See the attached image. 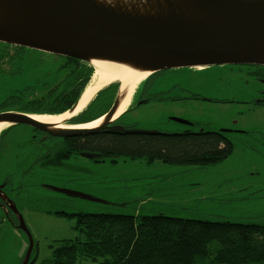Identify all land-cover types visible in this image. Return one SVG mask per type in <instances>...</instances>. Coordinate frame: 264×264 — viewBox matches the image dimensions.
Here are the masks:
<instances>
[{
  "label": "rangeland",
  "instance_id": "rangeland-1",
  "mask_svg": "<svg viewBox=\"0 0 264 264\" xmlns=\"http://www.w3.org/2000/svg\"><path fill=\"white\" fill-rule=\"evenodd\" d=\"M22 55L23 60L17 62V67L24 66L23 71L9 80H0V102L27 86V50ZM37 57V53L31 55L30 61H35L32 58ZM214 67L223 79L205 80V70H213L211 68ZM230 67L169 70L171 72L160 76L162 81L158 82L163 84L165 91L169 88L170 78L174 77L180 79L183 85L204 94H231L236 91V86L229 84ZM234 71L237 72V68ZM94 76L89 87L97 83ZM152 83L155 88L158 86L153 80ZM166 96L161 95V98ZM169 98L134 106L120 122L137 129L170 133L217 131L219 127L230 124V115L241 109L229 104L178 103ZM261 109L242 119L244 126L250 130H262L261 136L246 142L232 138L233 153L216 165L198 167L169 165L161 161L148 163L145 158L132 160L125 156L93 152H83L72 158L61 154L36 164L27 176V196L30 199L26 206V223L35 241L32 254L33 260H37L35 264L51 257V245L56 240L74 239L80 235L75 229L76 216H61L56 213L60 211L137 217L163 214L188 219L264 224V142L258 141L264 139V108ZM171 117L194 120L197 125L188 129L184 124L170 121ZM27 136L30 134L26 128L18 127L10 135L15 140L10 142L22 144ZM23 147L26 148L25 145ZM16 153L18 151L11 145L6 152L8 159ZM52 187L84 193L105 202L70 197ZM29 246L26 233L0 222V264H22ZM80 264L98 262L82 260Z\"/></svg>",
  "mask_w": 264,
  "mask_h": 264
},
{
  "label": "water",
  "instance_id": "water-1",
  "mask_svg": "<svg viewBox=\"0 0 264 264\" xmlns=\"http://www.w3.org/2000/svg\"><path fill=\"white\" fill-rule=\"evenodd\" d=\"M0 43L127 75L116 81L120 85L110 110L90 122L96 123L91 129L82 127L90 123L56 126L37 120L36 115L19 113L0 114V125L26 124L60 138L98 132L159 134L165 132L116 123L128 111L139 85L168 70L264 67V0H0ZM82 97L66 114L76 111ZM53 189L70 197L105 202L84 193ZM14 210L19 228L30 240L22 264H30L35 241L23 215L16 206Z\"/></svg>",
  "mask_w": 264,
  "mask_h": 264
},
{
  "label": "trees",
  "instance_id": "trees-1",
  "mask_svg": "<svg viewBox=\"0 0 264 264\" xmlns=\"http://www.w3.org/2000/svg\"><path fill=\"white\" fill-rule=\"evenodd\" d=\"M14 49L17 56H23L27 50V88L15 99L14 105L21 106L20 110L28 114H65L79 102L92 81L95 68L81 60ZM35 53L38 57L30 61ZM167 72L171 71L163 73ZM149 85L150 80L139 85L144 94L149 91ZM118 88L113 83L99 91L70 123H90L104 116ZM143 98L144 95L135 96L131 107ZM68 148L72 149L71 141L64 149L66 158L72 154ZM76 150L80 154L145 158L148 163L161 161L169 165L207 167L227 159L233 153L234 144L219 131L125 135L98 132L82 135ZM56 213L76 216L75 229L80 235L56 240L51 245V257L40 264H80L82 260L98 264H264V224L163 214L137 217L114 213ZM36 262L32 256L30 264Z\"/></svg>",
  "mask_w": 264,
  "mask_h": 264
},
{
  "label": "flooded vegetation",
  "instance_id": "flooded-vegetation-1",
  "mask_svg": "<svg viewBox=\"0 0 264 264\" xmlns=\"http://www.w3.org/2000/svg\"><path fill=\"white\" fill-rule=\"evenodd\" d=\"M0 45V80H9V78L12 76L14 77L16 73H20L21 71H23L24 66L17 67V62H22L23 56H17L15 54V46L3 43H0ZM230 68L231 70L229 78L231 79L229 81V84L231 86H236V91L231 94H204V92L198 91V89L183 85L180 82V79H176L174 77L170 78L168 83L169 88L167 91H165L162 87L163 84L158 82V80H161L160 76L164 75V73L161 72L163 74L157 73L146 79L150 80V83L152 85H149V93L147 92V94H144V92L140 90L141 88L139 90H136L128 107V111L134 108L131 107V104L133 102V98L138 95H144L145 98L138 100L136 102V106L140 102L146 101V103H149L153 101H162L169 97V99H172V101L178 103L196 101L206 104H229L232 106L241 107V109H239L240 111L238 112H234L233 115L227 113L228 116L230 115V124L219 127V130L217 131H219L230 140L232 138H235L239 141L244 142L254 141L261 136L262 130L261 132L250 130L249 127L244 126L242 119H245L247 115L256 114L262 110L261 108H264V67L238 65L231 66ZM235 68H237V72L234 71ZM211 69L213 70H205V80L208 81L209 79H211L219 81L223 79V76H221V73L217 69H215V67ZM152 80L158 84L156 88L155 84L152 83ZM115 84H117L118 87L120 85L118 82H115ZM26 88L27 87L25 86L22 90H16L12 94L8 95L5 99H3L0 102V114L19 113L27 115V112L20 110L21 106L14 105V101H16L15 99H17V97L21 95V92L25 91ZM164 94H167V96L161 98V95ZM28 115L39 116L44 114ZM73 118L66 121L65 125H81L71 124L70 121L73 120ZM121 119L122 118H120V120ZM120 120H118L116 123L122 124ZM169 120L173 121L171 118H169ZM187 121L191 123L188 125L184 124L188 129H191V127H195L197 125V122H194V120ZM18 127L26 128L30 136H27V140L22 144L14 145L10 141H14L15 139L10 138V135ZM223 129H226L228 131H223ZM80 137L81 136L70 138L54 137L50 136L44 130L37 129L26 124L7 123L0 127V222L10 224L14 228L23 232L19 228L20 220L14 208L16 206V208L26 220V206L29 202L28 200L30 199L27 196V176L31 174L36 164L43 163L44 160L50 157H52L53 159L57 155H64V149L69 146L70 141L72 149L68 148V153L72 154H67L68 158L80 155L79 151L76 150L78 148V139ZM258 141L264 142V139ZM10 145L15 148L18 153L8 159L6 152ZM23 145H25L26 148H24ZM25 150L26 152L22 153ZM4 157H6L5 163L3 162Z\"/></svg>",
  "mask_w": 264,
  "mask_h": 264
},
{
  "label": "bare ground",
  "instance_id": "bare-ground-1",
  "mask_svg": "<svg viewBox=\"0 0 264 264\" xmlns=\"http://www.w3.org/2000/svg\"><path fill=\"white\" fill-rule=\"evenodd\" d=\"M94 75L97 81L96 85L95 86L91 85L90 87H88L87 92L82 97V100L78 104L77 109L73 114L68 113V114H64L61 116L39 115V116H36V119L41 122L53 124L56 126H66L65 122L72 119L76 114H78V112H80L93 99V97L99 90H101L102 88H105L106 86H108L109 84L113 82L124 80L127 76L125 72H120L117 70H113L111 68L101 67V66L95 70ZM129 98H130V95L125 101V104L123 105L122 110H124L125 106L127 105ZM95 124L96 123H90L82 127L91 129L95 126ZM1 126L2 125H0V127Z\"/></svg>",
  "mask_w": 264,
  "mask_h": 264
}]
</instances>
